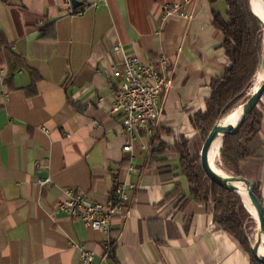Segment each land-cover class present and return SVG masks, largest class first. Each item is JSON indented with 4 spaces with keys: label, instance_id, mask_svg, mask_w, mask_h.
I'll list each match as a JSON object with an SVG mask.
<instances>
[{
    "label": "crops",
    "instance_id": "0c3cea01",
    "mask_svg": "<svg viewBox=\"0 0 264 264\" xmlns=\"http://www.w3.org/2000/svg\"><path fill=\"white\" fill-rule=\"evenodd\" d=\"M77 1L71 17L65 0H0V264H81L83 251L102 264L108 239L107 264H251L213 207L191 199L180 152L201 141L193 119L230 66L214 24L226 0H192L189 18L166 22L164 5L182 0ZM132 56L167 58L171 82L155 131L133 138L111 112L113 72ZM258 109L252 164L264 201V96ZM119 186L130 198L110 234L58 209L64 189L107 203Z\"/></svg>",
    "mask_w": 264,
    "mask_h": 264
},
{
    "label": "trees",
    "instance_id": "16d2710c",
    "mask_svg": "<svg viewBox=\"0 0 264 264\" xmlns=\"http://www.w3.org/2000/svg\"><path fill=\"white\" fill-rule=\"evenodd\" d=\"M227 17L215 16V26L224 34V47L230 66L224 75L212 82V95L207 111L198 113L193 123L200 132L203 144L212 129L228 114L241 108L253 93L252 87L264 54V29L250 9V0H226ZM259 106V105H258ZM255 108L239 132L223 139L220 157L226 170L255 185V194L264 204L260 183L255 180L252 160L259 158L257 136L261 130L262 114ZM202 144V146H203ZM183 172L189 182L192 200L213 207L214 217L221 228L235 237L251 256V264H262L252 255L257 237V223L235 192L224 189L207 178L200 154L180 147Z\"/></svg>",
    "mask_w": 264,
    "mask_h": 264
},
{
    "label": "built area",
    "instance_id": "2783aa9c",
    "mask_svg": "<svg viewBox=\"0 0 264 264\" xmlns=\"http://www.w3.org/2000/svg\"><path fill=\"white\" fill-rule=\"evenodd\" d=\"M69 7L68 14L73 17L83 12L81 8H74L71 0H65ZM106 1V0H99ZM192 0H182L173 5H164L162 20L173 16L189 18L185 8ZM123 50L122 45L114 48L115 52ZM4 48L0 49L3 53ZM169 66L167 58L162 57L157 63H147L140 58L127 57L122 67L114 70L113 77L119 79L120 84L113 88L114 102L113 114L121 116V126L131 138L139 133L152 134L159 122L161 109L160 101L163 93L167 92L171 82L166 75ZM2 83L8 76L6 65H0ZM125 152L132 151V145H126ZM49 181H41L45 185ZM65 198L60 201L58 209L66 213L70 218L77 219L93 230L110 234L112 221L121 215L127 208L130 192L124 187L116 189L117 201L107 203H94L89 201L83 194H75L71 189L63 190ZM115 243L108 239L104 246L102 264H107L113 256ZM95 253L83 251L81 264H101L95 261Z\"/></svg>",
    "mask_w": 264,
    "mask_h": 264
},
{
    "label": "water",
    "instance_id": "95a60500",
    "mask_svg": "<svg viewBox=\"0 0 264 264\" xmlns=\"http://www.w3.org/2000/svg\"><path fill=\"white\" fill-rule=\"evenodd\" d=\"M258 1L260 2L261 8L264 11V0H258ZM256 2L257 0H250V9L252 14L257 18V20L261 23V25L264 28V19L260 17V15H258L257 11L255 10ZM81 5H82L81 2L77 0H73V6L75 8H78ZM258 73L264 74V54L262 56ZM263 96H264V79L261 85L258 87V89L248 99V101L243 106H241L240 108L241 115L239 117V120L236 122V124L224 125L221 123L222 121L221 120L210 132L200 152L201 166L207 178L211 180L214 184L224 189L237 193L242 198L243 203L245 204L246 208L249 211L250 209L248 207V204H250L253 207L256 219L255 217L253 218L258 224L259 231L251 251L255 260H257L262 264H264V256L261 257L259 252L264 237V204L259 200V198L255 194V185L245 177L228 176V175L221 176L218 173H216L211 167L209 154L214 142L217 139L220 138L221 141L223 142L224 138L234 136L239 132L245 121L249 118V116L253 113L255 108L259 105ZM237 185L240 187H237ZM244 193H246V197L243 195Z\"/></svg>",
    "mask_w": 264,
    "mask_h": 264
},
{
    "label": "bare ground",
    "instance_id": "6f19581e",
    "mask_svg": "<svg viewBox=\"0 0 264 264\" xmlns=\"http://www.w3.org/2000/svg\"><path fill=\"white\" fill-rule=\"evenodd\" d=\"M255 10L257 11L258 15H260V17H262L264 19V11L263 9L261 8V5H260V2L257 0L256 2V6H255ZM264 29V28H263ZM264 79V74L263 73H258L257 76H256V84L254 86V91L253 93L258 89V87L261 85L262 81ZM241 115V109H237L236 111L232 112L231 114H228V116H226L222 121L221 123L224 124V125H235L236 122L239 120V117ZM222 141L221 139H217L212 148H211V151H210V154H209V159H210V164H211V167L213 168V170L218 173L219 175L221 176H227L226 174L222 173L217 167H216V161L218 159V156H219V153H220V149L222 147ZM218 162V161H217ZM218 165V164H217ZM237 187H240L237 185ZM245 197H246V193L243 194ZM248 207L253 215V217H255L256 219V216H255V213H254V209L253 207L248 204ZM258 226V224H257ZM258 231H259V227H257V235H258ZM257 238V237H256ZM260 256L263 257L264 256V237H263V243L260 247V252H259Z\"/></svg>",
    "mask_w": 264,
    "mask_h": 264
},
{
    "label": "rangeland",
    "instance_id": "374dc122",
    "mask_svg": "<svg viewBox=\"0 0 264 264\" xmlns=\"http://www.w3.org/2000/svg\"><path fill=\"white\" fill-rule=\"evenodd\" d=\"M257 76V75H256ZM255 79H256V77H255ZM254 79V82H253V87H252V92L251 93H253V89H254V86H255V84H256V80ZM202 144H203V140H201L200 142H199V144H198V146L196 147V149H195V157L197 158L198 157V155L200 154V152H201V149H202ZM220 152H221V149H220ZM200 158V157H199ZM218 161V162H217ZM217 161H216V163L218 164H216V167L222 172V173H224V174H226V175H228V176H233V174L231 173V172H229V171H227L225 168H226V165H225V163H223V161L221 160V157H220V153H219V156H218V159H217ZM245 205V204H244ZM246 207V206H245ZM248 210V209H247ZM249 211V210H248ZM250 212V211H249ZM251 213V212H250ZM252 215V214H251ZM252 217H253V215H252Z\"/></svg>",
    "mask_w": 264,
    "mask_h": 264
}]
</instances>
